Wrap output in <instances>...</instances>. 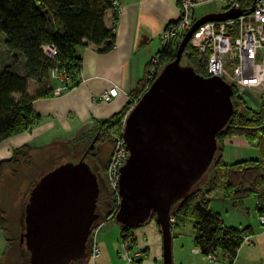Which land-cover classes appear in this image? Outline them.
I'll return each instance as SVG.
<instances>
[{
	"label": "water",
	"instance_id": "95a60500",
	"mask_svg": "<svg viewBox=\"0 0 264 264\" xmlns=\"http://www.w3.org/2000/svg\"><path fill=\"white\" fill-rule=\"evenodd\" d=\"M240 14L236 8L208 12L193 20L178 41L173 58L155 75L122 118L126 157L119 168L114 222L136 229L151 216L160 236L161 264H172L170 214L209 169L216 135L233 113L231 86L181 65L191 33L207 21ZM94 137L75 162L65 161L41 174L23 205L19 242L28 264H72L87 259L98 184L83 160Z\"/></svg>",
	"mask_w": 264,
	"mask_h": 264
},
{
	"label": "trees",
	"instance_id": "16d2710c",
	"mask_svg": "<svg viewBox=\"0 0 264 264\" xmlns=\"http://www.w3.org/2000/svg\"><path fill=\"white\" fill-rule=\"evenodd\" d=\"M113 1L0 0V43L4 45L1 47L4 58L0 57V141L27 130L37 117L32 111L31 101L51 95L49 72L52 68L62 69L67 74V87L77 84L80 58L75 54L76 46L90 43L99 46L100 52L112 48L114 24L105 27L103 17L105 11L113 7ZM175 1L177 5L180 2ZM43 44H51L55 48L52 59L42 52ZM176 45L170 44L158 50L157 69L173 58ZM181 55L195 73L207 76L206 55L198 54L189 41ZM29 80L35 83L32 94L27 92ZM148 83L145 68L143 77L128 92L123 107L111 116L95 121V126L84 138L91 141L94 137L95 146L111 142L106 127L114 123L120 125V118ZM230 100L233 113L216 135V153L204 185L201 188L193 186L170 214L174 228L177 227L176 222H190L192 246L201 257L211 256L217 262L218 254L226 264H232L242 236L248 233V229L225 226L219 214L209 207L211 194L220 191L221 199L232 203L253 198L255 213L264 209V100L259 111L248 109L233 88ZM231 136H241L247 144H255L259 148V158L224 162L222 141ZM20 166H32L27 145L15 148L8 159L0 160V178L5 170L16 176ZM150 219L153 220V216ZM4 225L0 210L1 230H4ZM118 227L119 242L126 243L129 250L133 249V229Z\"/></svg>",
	"mask_w": 264,
	"mask_h": 264
},
{
	"label": "crops",
	"instance_id": "0c3cea01",
	"mask_svg": "<svg viewBox=\"0 0 264 264\" xmlns=\"http://www.w3.org/2000/svg\"><path fill=\"white\" fill-rule=\"evenodd\" d=\"M207 1L209 0H196L195 6ZM118 2L122 6V12L116 15L111 8L105 11L103 17L105 27L114 24L112 48L100 52L99 46L90 43L76 46L75 54L80 58L77 84L67 87L51 80V95L31 101L32 111L37 117L29 128L0 141V160L8 159L15 148L27 145L32 167L42 168L46 165L47 152L51 151L52 146H70L75 137L81 133L86 134L95 121L103 120L123 107L128 92L143 77L149 58L159 50L161 32L168 23L177 18L178 6L175 0ZM111 85L117 87V94L109 101L101 100L100 94ZM34 90L35 83L29 80L28 94H32ZM32 167L20 166L16 176H12L8 170L2 173L0 209L4 219V208L16 207L19 212L20 206L23 205L18 191L20 185L24 182L26 184L28 177H32ZM43 169L48 170L46 167ZM219 196L216 198L222 200ZM222 202L230 200L224 199ZM222 222L225 226L236 229H248L245 235L250 238L251 243H241L234 257V264H264V231L252 225L246 218H241L236 223L227 221L226 224L224 220ZM187 225L189 230L184 234L183 227ZM176 226L171 231L172 264H207L205 258L192 246L190 222L179 221ZM102 234L98 244L94 239L98 249L97 257L93 261L86 259L72 264H127L119 257V236L110 239L106 237L108 231ZM131 234L134 238L132 251L138 250L141 253L138 264H161L160 236L154 222L147 221L133 229ZM216 257L219 258V255Z\"/></svg>",
	"mask_w": 264,
	"mask_h": 264
},
{
	"label": "built area",
	"instance_id": "2783aa9c",
	"mask_svg": "<svg viewBox=\"0 0 264 264\" xmlns=\"http://www.w3.org/2000/svg\"><path fill=\"white\" fill-rule=\"evenodd\" d=\"M223 1L225 2L224 10L236 8L240 10V14L234 18L222 21H207L200 24L191 33L188 39L189 44L198 54L206 55L205 69L207 75L221 78L235 90L236 94H240L243 89L264 91V0ZM112 4L116 15L122 11V6L117 0H114ZM195 4L196 0H180L177 5V18L168 23L159 36V50L167 45L178 43L194 20L192 9ZM41 49L51 59L56 53L51 44H43ZM158 55L157 51L148 60L149 82L157 71ZM49 76L52 80L60 78L61 80H68L67 74L58 68H52ZM116 94L117 87L111 85L100 94L99 98L103 101H109ZM120 130L111 134V146L104 168L106 186L116 195L114 197L116 202H118L116 187L119 168L126 157V149ZM256 217L259 226L264 230V209L261 212H256ZM96 221L93 225L96 226L95 223H97L96 229L98 230L104 225V221L102 219ZM242 243H251L250 238L244 236ZM127 250L128 245L123 243V252L120 258L127 263L135 264L134 262L140 256L139 251L127 254ZM86 253L87 259L91 261L98 255L94 238L90 234ZM206 258L209 262H214L213 257L206 256Z\"/></svg>",
	"mask_w": 264,
	"mask_h": 264
},
{
	"label": "rangeland",
	"instance_id": "374dc122",
	"mask_svg": "<svg viewBox=\"0 0 264 264\" xmlns=\"http://www.w3.org/2000/svg\"><path fill=\"white\" fill-rule=\"evenodd\" d=\"M224 6H225V2L223 0H209L207 2H202L201 4L196 5L192 9V14H193L192 18L196 19L200 17L201 15L208 13V12L224 11ZM121 12H119L118 14H120ZM1 47L4 48V45L2 42L0 43V57L4 58V50ZM180 64L187 65V62L184 59L183 55H181ZM147 67L148 65H146V68ZM55 81H57L60 84L67 85V83L69 82V78L68 80H63V79L61 80L60 78ZM236 95L239 96L243 100L244 107H248V109H251L254 111L260 110L261 102L264 100V91H261L258 89H243L240 92V94H236ZM135 101L136 100H134L133 103ZM122 118H123V115L120 118V125L118 123H114L113 125L106 127L107 132L109 133L110 137H111L110 134L117 133L118 129L121 128ZM89 130L87 132H89ZM86 134L81 133L79 136L77 135V137H75L74 141L71 143L70 146L58 145V144H55L54 146H52L51 151L47 152L48 154L46 156V165L43 166L42 168L39 167L35 169L34 166L33 167L30 166L32 167V169L34 168V171L33 170L30 171L32 177H28L26 184L25 182L23 185L21 184L19 187V191H18V194L21 195L23 205L26 202L27 194H28L30 187L33 185L36 179L45 172L43 169L44 167H46L49 170V168L51 169L57 164L65 162L66 160L75 162L76 160L80 158V156L82 155V152L86 148V143L90 141V138H86L87 140L84 138ZM110 146H111L110 141L109 143L107 142L102 145L100 144V146L93 145V147L90 149L92 153L85 155V157L83 158L85 163H87L89 168L95 173L98 188H99L96 204H97L98 211L101 212L99 219L100 220L102 219L104 221V225H102L97 230L96 227L98 225L97 224L98 221H96L97 222L95 223L96 226L93 225V227H91V230H90L91 232L90 236L96 240L97 244L99 243L103 235L102 233L104 231H108V234L106 235V237L110 239L112 237L117 238L119 234L118 225L113 220V214L116 210V204H117L116 200H114L115 199L114 197L116 195L109 190V188L105 185V180H104V168H105V163H106L108 153L110 150ZM259 153H260L259 148L255 144H247L241 136H231V137L223 139L221 157L224 162H233L239 159L259 158ZM208 173L209 172L206 171L195 182L194 186L201 188L204 185L206 178L208 177ZM218 195H220L219 197H221L220 191H216V192H213V194H211L210 196L211 200H210L209 207L211 210L218 212L220 214V217L222 220H224V223L227 224L228 223L227 221L229 222L233 221L236 223L241 218H246L252 225L258 226L259 228H261L257 222L256 213L254 211V199L253 198H244L242 200V203L240 202L232 203V202H222V200L216 198ZM110 203L111 205L113 204L112 210L111 209L108 210ZM23 205L20 206L21 208L19 212L16 207L14 209L4 208L6 209V213L4 214L5 219L3 218V220L5 221V225H4V230L0 229V257L3 256L2 264H28V261H27L28 253L25 250L24 245L19 242V236L23 232V220H22L23 219V211H22ZM2 215H3V212H2ZM150 221L154 222L153 220L149 219L148 222ZM169 221H170V231H172L175 228L172 227L173 218L171 216H170ZM188 230H189V226L187 225L186 227L185 226L183 227L182 232L186 234ZM244 236H242V238ZM120 243H121L120 244L121 252L119 254V257L121 256L123 252L122 245L124 242L123 243L120 242ZM172 244L173 243L171 239V247H172ZM137 251H135V253H137ZM132 252H133L132 249L131 250L128 249L126 251L127 254L132 253ZM138 253L141 254L140 251ZM138 258H137V261H138ZM203 258H205L207 264H223L220 258L217 259V262L215 260L214 262H209L206 257H203ZM171 260H172V255H171ZM137 261H135L134 263L138 264ZM127 264H132V263H127ZM232 264H234V261L232 262Z\"/></svg>",
	"mask_w": 264,
	"mask_h": 264
},
{
	"label": "flooded vegetation",
	"instance_id": "af4514ba",
	"mask_svg": "<svg viewBox=\"0 0 264 264\" xmlns=\"http://www.w3.org/2000/svg\"><path fill=\"white\" fill-rule=\"evenodd\" d=\"M85 149H86V148H85ZM85 149H84V151H85ZM84 151H83V152H84ZM83 152H82V154H83ZM89 153L91 154L92 152H91L90 150H88V151L84 154L83 158L85 157V155H87V154H89ZM80 157H81V156H80ZM105 185H106V183H105ZM98 192H99V188H98ZM97 195H98V193H97ZM96 202H97V196H96V200H95V213L98 215V219H99V217H100V213H101V212L98 211ZM112 205H113V204H112ZM112 205H111V203L109 204V207H108L109 209H108V210H110V209L112 210ZM98 219H97V220H98Z\"/></svg>",
	"mask_w": 264,
	"mask_h": 264
}]
</instances>
